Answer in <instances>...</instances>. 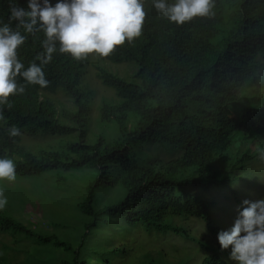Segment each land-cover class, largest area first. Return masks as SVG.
<instances>
[{
	"label": "trees",
	"instance_id": "obj_1",
	"mask_svg": "<svg viewBox=\"0 0 264 264\" xmlns=\"http://www.w3.org/2000/svg\"><path fill=\"white\" fill-rule=\"evenodd\" d=\"M230 1L236 6L226 14L225 3ZM144 11L141 34L108 56H99L113 63L131 59L138 65L133 78L104 68L99 72L103 84L118 97L116 102L104 101L100 108L101 122L116 125V136L98 134L93 142L89 139L90 108L80 87L89 55L78 60L55 52L43 66L47 85L24 84L18 76L17 83L24 84L25 90L9 97L10 108H2L8 120L0 125V156H18L17 174L90 171L86 195L79 204L86 220L78 241L73 245L39 234L23 220L1 213L0 229L64 248L71 252L68 264H158L153 251L182 258L180 264H187L182 254L190 246L197 248L196 264H225L216 245L195 238L182 223L187 217H201L211 232L220 230L210 214L213 203L186 187H225L236 169L245 165L253 169L249 161L256 154L236 145L247 141L249 133L264 134V110L252 105L234 117L231 109L264 53V0H215L213 15L182 25L158 15L152 0H144ZM7 15L8 0H0V20L6 22ZM221 31L223 37L216 41ZM44 39L39 30L27 34L17 50L25 68L33 61L39 63L35 58L44 50ZM59 88L71 97L74 110L58 109L47 95ZM13 125L32 134L48 131L76 138L61 149L43 150L37 156L19 146L21 135H8ZM161 141L170 142L177 153L141 164L133 160L134 145ZM225 158L233 163L220 175ZM109 194L113 199L101 204ZM187 240L195 242L187 248Z\"/></svg>",
	"mask_w": 264,
	"mask_h": 264
},
{
	"label": "rangeland",
	"instance_id": "obj_2",
	"mask_svg": "<svg viewBox=\"0 0 264 264\" xmlns=\"http://www.w3.org/2000/svg\"><path fill=\"white\" fill-rule=\"evenodd\" d=\"M233 6H236L235 2L225 3L226 14L234 11ZM222 37L221 31L215 40L218 41ZM103 68L122 77L133 78L138 65L131 59L113 63L101 59L96 54H89V66L82 77L80 87L83 91L84 101L90 108L92 133L89 135V139L91 142L98 134H103L107 138L118 134L116 125L103 123L100 120L102 103L118 101L115 91L104 85L99 78V72ZM239 94V102L234 104L231 109L234 117H238L252 105L264 110V53L260 54L259 60L254 64L252 77L247 78L241 85ZM47 95L53 99L58 109H75L71 97L64 89L59 88L56 93ZM7 120H0V125H5ZM19 129L22 133L19 146L37 156H41L43 150L61 149L68 141L76 138L75 136L52 134L48 131L32 134L25 128ZM239 134L237 132L235 138ZM236 146L242 147L244 150L250 149L256 154L249 161L253 169L249 168L250 165H245L242 170L236 171V169L232 172V180L229 185L225 187L212 186L209 189L186 187L187 191L198 194L202 199L213 203L210 214L220 230L216 233L211 232L201 217H187V220L182 222L187 226L192 236L197 239L204 238L206 245H216L225 264H234V262L228 259L227 251L220 250L217 240L218 232L232 226L238 214L237 210L244 199L264 198V157L261 155V152L264 151V134L249 133L247 141L243 139L237 141ZM176 153L177 149L170 142L161 141L143 146L134 145L132 156L136 163L141 164L146 160L169 159ZM13 159H18V156ZM232 163V160L225 158L221 163L222 167L219 168L220 170L218 169L220 175L227 173ZM88 175H90V171H85V169L72 171L55 169L33 176L17 174L15 182L11 183L0 181V192H3L7 197V204L3 209H0V213L23 220L39 234L57 236L59 239L75 245L86 220L80 211L79 204L86 195L85 183ZM110 199H113L111 194L101 204H105ZM194 242L187 240V248ZM151 254L156 258L158 264H180L183 260L182 258L174 259L169 255L161 256L154 251ZM196 255L197 248L190 246L187 253L182 254V257L184 260L187 259V264H196ZM70 260L71 252L64 248L45 245L37 238L27 234L10 230L4 232L0 229V264H68Z\"/></svg>",
	"mask_w": 264,
	"mask_h": 264
},
{
	"label": "clouds",
	"instance_id": "obj_3",
	"mask_svg": "<svg viewBox=\"0 0 264 264\" xmlns=\"http://www.w3.org/2000/svg\"><path fill=\"white\" fill-rule=\"evenodd\" d=\"M215 0H152L158 15L182 25L195 17L213 15ZM144 0H8L7 21L0 20V120L2 108H9V97L23 93L24 84L45 87L48 83L43 66L57 51L83 59L89 54L108 56L125 41L141 34L145 20ZM42 31L43 52L26 68L17 50L27 34ZM57 44L59 47L57 48ZM20 77L24 84L17 83ZM10 137L22 135L13 125ZM264 157V151L261 152ZM16 162L0 156V181L15 182ZM7 197L0 192V209ZM230 228L221 230L217 240L221 251L228 252L234 264H264V198L244 199Z\"/></svg>",
	"mask_w": 264,
	"mask_h": 264
}]
</instances>
